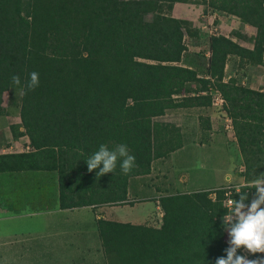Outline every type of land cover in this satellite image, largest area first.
<instances>
[{"label": "trees", "instance_id": "obj_1", "mask_svg": "<svg viewBox=\"0 0 264 264\" xmlns=\"http://www.w3.org/2000/svg\"><path fill=\"white\" fill-rule=\"evenodd\" d=\"M179 2L254 27L249 37L235 32L251 48L218 33L206 38L207 56L190 51L184 39L198 38L199 28L170 15ZM231 56L240 67L264 64V0H0V95L12 92L14 137L28 138L26 151L0 153V197L11 210L44 209L54 199L59 209L133 204L130 179L181 145L176 127L160 117L171 108L210 106L209 89L224 100L215 109L231 121L239 175L255 179L264 173V91L226 77ZM32 71L39 86L22 93ZM7 112L0 107V115ZM101 144H126L135 167L124 174L118 160L113 173L88 172L85 160ZM238 191L250 202L255 189ZM210 192L159 196L158 227L96 218L102 252L118 264H215L226 255L227 211L221 191L214 200Z\"/></svg>", "mask_w": 264, "mask_h": 264}, {"label": "rangeland", "instance_id": "obj_2", "mask_svg": "<svg viewBox=\"0 0 264 264\" xmlns=\"http://www.w3.org/2000/svg\"><path fill=\"white\" fill-rule=\"evenodd\" d=\"M202 8L203 5L201 4H172L171 10H176L180 15L194 17L195 12L202 14V17H196L191 20L199 28L200 35L198 38H195L196 40H189L185 37V44L190 45V43L195 42L196 44L193 47H198L197 51L203 52L204 54L206 50L204 48H206L207 44L206 38L211 29V32H221L225 36L237 40L242 46L250 45L248 41L237 38L235 32L249 37L254 31L253 28L249 25H243L232 15L220 12H216L215 15L220 16L219 20H214L219 22V25L216 23H207V21L212 19V15L208 18L210 11L206 10L205 13H202ZM225 72L233 76L239 84L251 88H264V64L240 67L236 63V57L231 56L226 62ZM10 96H12V92L9 91H5L0 95V107L6 108L11 115V117L7 118V121L18 122L16 108L9 104ZM218 115L221 116L220 114ZM220 122L223 126L224 120L220 119ZM4 124L5 119L0 116V127L5 131L7 127ZM10 131L9 135L14 138V126ZM221 135L224 148H226L225 151L220 150L223 144L218 145L219 147L217 149L211 148L205 155L203 167L197 163L195 154L191 155L189 151H183V156H181L182 153H175L169 158V161H161L159 164H156L160 168L159 170L157 169L156 179L153 176L149 180L147 179L148 177H140L137 179L133 177L130 179L129 186L132 185L134 187L136 182L140 181L142 184L154 183L157 187L160 186V188L166 190H183L197 188V186H214L218 183L221 184L217 186H226L229 182L236 183L238 177L240 178L237 172L240 159L235 148V140L233 134H229L224 129H222ZM6 143L10 144L11 142L4 141L0 143V147L5 146ZM185 153H189V155ZM225 168H228L226 173L230 175L231 181L224 180L223 178L221 171L225 170ZM153 169L156 170L155 165H153ZM172 170H174L173 174L171 172ZM138 196L144 197L143 193H138ZM134 202L136 203L131 205L127 204V206L123 207V212H125L123 219L135 220L149 212L151 201L148 203ZM96 208L98 206L92 209L87 206L56 211V217H52L53 220L50 221L52 229L50 228L49 222L47 224L40 222L41 217L39 216L18 218L10 216L11 213L1 212L0 264H94V262H100L98 264H101L103 258L98 248L97 238L94 235V216L102 214L103 211H98ZM9 211L11 212V209ZM33 211H37L35 204H32L23 212L26 215H30L34 213ZM104 213L107 216H112V214ZM31 230L36 233H25ZM86 247L89 249L88 252H85ZM247 255L249 258L250 254ZM106 257L109 264H115L117 262L113 255H107Z\"/></svg>", "mask_w": 264, "mask_h": 264}, {"label": "crops", "instance_id": "obj_3", "mask_svg": "<svg viewBox=\"0 0 264 264\" xmlns=\"http://www.w3.org/2000/svg\"><path fill=\"white\" fill-rule=\"evenodd\" d=\"M174 4H180V5H189L188 3H174ZM174 9V8H173ZM170 15L173 17H177V18H184V19H188V20H192L195 19L196 17H202V14H200V12H195V16L194 17H189V16H184V15H180L176 12V10H171ZM212 15V19H210V21H207V23H216L217 25H219V22L214 21V20H219L220 16H215L216 15V11H210V14H208V18ZM238 19V18H237ZM242 23V22H241ZM243 25H247L242 23ZM250 26V25H249ZM251 28L254 27L250 26ZM215 29V28H213ZM254 33V31H253ZM252 33V34H253ZM218 34V32H211V29L209 31V34ZM224 35L223 33H219ZM251 34V35H252ZM250 35V36H251ZM225 36V35H224ZM232 39V38H231ZM234 40V39H232ZM237 41V40H236ZM238 42V41H237ZM239 43V42H238ZM240 44V43H239ZM187 45V44H186ZM188 49L190 51H196L198 50V47L194 48L191 44L187 45ZM191 47V48H190ZM247 48H251V43L248 46H244ZM204 56H207V51L205 50L204 52ZM237 60V59H236ZM226 67V64H225ZM224 67V70H225ZM226 73V72H225ZM229 74H226V77H229ZM189 86H193L192 84ZM251 88V87H250ZM254 89H261V88H254ZM262 91H264V88L261 89ZM201 93H204L203 91ZM4 108V107H1ZM17 114V112H16ZM0 116L3 117V119H5V126L7 127V130H2V128L0 127V143L2 142H7L10 141V144H7L3 147H0V153H7V152H20V151H26L28 149V138L26 135H21L19 137H14L12 138L10 134V130L13 128V126H15L16 124L19 123V117H18V122L16 121H12L9 122L7 121V118L11 117V115L9 114V112H7L6 114H1ZM14 117V116H12ZM220 119L224 120L223 117L219 116L215 106H212L210 104V106H192V107H177V108H171V109H167L165 111V113L160 117V120L162 122L168 123L170 125H173L176 127V131H177V137L179 142L181 143L180 147H178L177 149L171 151L169 153V155L166 158H157L154 159L150 162V172L148 174L145 175H139V176H135L134 179L136 178H140V177H148L147 179L149 180L151 176H153L155 179L157 178V169L159 170V166H156V164H159L161 161L167 162L169 161V158L172 157V155H174L175 153H182L181 156L184 155L183 151H189V153H191V155L195 154V156L197 157V163L203 167V160H205V155L207 153V151L212 149H217V147H219L218 145L223 144L222 149L220 148V150L225 151L226 148H224V143L222 141V129L223 126L221 125ZM12 125V128H11ZM22 128L20 127L19 130H21ZM236 151H237V147ZM191 149V150H190ZM189 153H185L187 155H189ZM238 154V151H237ZM239 155V154H238ZM195 163V162H194ZM167 164V163H166ZM153 165H155V169H153ZM170 165V164H167ZM230 168V165H229ZM227 169L225 168V170H222V174H223V178L224 180L227 181H231V177L229 174H227ZM156 171V172H155ZM174 170H172V174ZM162 175V174H161ZM139 181V180H138ZM243 181L242 176L240 175V178L238 177V179L236 180V183H241ZM235 183V182H234ZM221 184V183H218ZM217 184V185H218ZM217 185H209V186H201L197 188H192V189H173V190H166L164 188H160L157 187L154 183H147V184H142L140 181L136 182L135 186L133 187L128 186V192H127V196L128 199L130 200H138L137 203H148L149 201H151V207L148 213L143 214V216H141L140 218H137L135 220H126L123 219V215H125V212H123V207L127 206V204H123V205H99L98 208H96V210L98 211H103L102 214H98L94 216V224H95V219L96 218H106V219H113V220H117V221H121V222H129L132 224H143V225H147V226H152V227H158L161 223V215H162V211L160 209L159 203H158V197L159 196H163V195H168V194H174V193H184V192H191V191H196V190H201V189H212L214 187H216ZM138 193H143L144 197H139ZM132 197V198H130ZM136 203V202H134ZM133 203V204H134ZM7 204L4 202L3 198L0 197V214L1 212H6V213H11L10 216H14V217H34V216H39L41 217V221L42 223H50V221H52V217H56L55 213L56 211H63V210H67L66 209H59L57 206V201L54 199L52 201V203L49 205V207L47 208H39L37 205V211H33L34 213L30 214V215H26L25 212H23L24 210H26L27 208H29L30 206H24V207H19L20 209L18 210H11V212L9 211V208L6 206ZM82 207H87V206H82ZM89 208H93L92 206H88ZM21 212V213H19ZM104 212L108 213V214H112V216H107ZM53 213V214H52ZM49 216V217H48ZM45 224V226L47 227V225ZM50 228L51 227V223H50ZM223 230L224 226H223ZM94 235L96 236V229L94 227ZM25 233H36L35 231L33 232L28 231ZM41 236H43L42 234H40ZM97 238V236H96ZM225 241L227 242L228 237L224 238ZM98 242V239H97ZM98 248L101 251L102 254V258L103 260L101 261V264H109V262L107 261V255H113L112 253L110 254H104L101 250V247L99 245L98 242ZM89 249L88 247L85 248V252H88ZM114 256V255H113ZM115 257V256H114ZM100 263V262H98ZM97 262H94V264H98ZM7 264V263H5ZM55 264V263H52ZM65 264V263H63ZM88 264H93V263H88ZM115 264H118V262H116ZM146 264H156L153 261H149Z\"/></svg>", "mask_w": 264, "mask_h": 264}, {"label": "clouds", "instance_id": "obj_4", "mask_svg": "<svg viewBox=\"0 0 264 264\" xmlns=\"http://www.w3.org/2000/svg\"><path fill=\"white\" fill-rule=\"evenodd\" d=\"M11 79L13 84L21 85L19 75H13ZM39 82V73L32 71L21 89L22 93L25 90H34ZM118 160L124 174H128L135 167L136 158L130 154L126 144H117L111 149L101 144L85 162L88 172L98 169L96 175L103 176L114 172ZM244 188L255 189V192L250 202H246L249 199L248 193L237 191L239 199L231 202L227 214L223 216L228 246L224 249L226 255L217 257L215 264H264V256L250 259L239 251L243 249L245 253L252 255L264 253V173L251 181L238 184V189Z\"/></svg>", "mask_w": 264, "mask_h": 264}, {"label": "built area", "instance_id": "obj_5", "mask_svg": "<svg viewBox=\"0 0 264 264\" xmlns=\"http://www.w3.org/2000/svg\"><path fill=\"white\" fill-rule=\"evenodd\" d=\"M207 93L210 95V104L212 106H219L220 107L224 104V100L217 90L209 89V90H207ZM223 129L226 132H228L229 134H233L231 121L228 117H224ZM237 172L239 174H241L243 172V166L242 165H238ZM242 182H245V181L243 180ZM229 183H227L226 186L221 185V186H217V187H214L212 189H209L211 191L209 196L212 200H214V198H215L216 191L217 190L221 191L220 202H221V205L226 209V211H228V208L231 206V202L233 201V198L231 197L232 193L237 192L239 190L238 189L239 183H230V184ZM226 214H227V212H226ZM226 214H224V215H226ZM239 251L241 252V254L247 255V253H245L243 251V249H241ZM257 256H264V253H257L255 255L250 254L249 258L255 259Z\"/></svg>", "mask_w": 264, "mask_h": 264}]
</instances>
